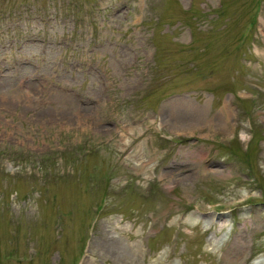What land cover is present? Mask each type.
Returning a JSON list of instances; mask_svg holds the SVG:
<instances>
[{"label": "rangeland", "instance_id": "374dc122", "mask_svg": "<svg viewBox=\"0 0 264 264\" xmlns=\"http://www.w3.org/2000/svg\"><path fill=\"white\" fill-rule=\"evenodd\" d=\"M0 264H264V0H0Z\"/></svg>", "mask_w": 264, "mask_h": 264}]
</instances>
